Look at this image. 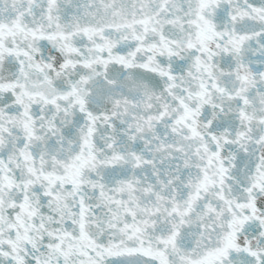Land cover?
I'll return each instance as SVG.
<instances>
[{
    "label": "snow or ice",
    "instance_id": "obj_1",
    "mask_svg": "<svg viewBox=\"0 0 264 264\" xmlns=\"http://www.w3.org/2000/svg\"><path fill=\"white\" fill-rule=\"evenodd\" d=\"M0 264H264V0H0Z\"/></svg>",
    "mask_w": 264,
    "mask_h": 264
}]
</instances>
